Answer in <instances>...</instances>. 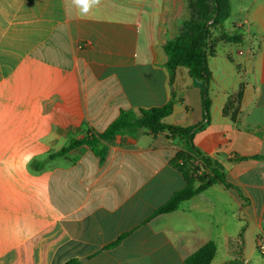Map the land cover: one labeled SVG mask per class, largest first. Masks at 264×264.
Listing matches in <instances>:
<instances>
[{"label":"crops","instance_id":"obj_1","mask_svg":"<svg viewBox=\"0 0 264 264\" xmlns=\"http://www.w3.org/2000/svg\"><path fill=\"white\" fill-rule=\"evenodd\" d=\"M185 18V0H0V264H185L211 241L212 264H264V159H253L264 156V0L242 1L226 29L243 42L209 56L211 124L195 135L232 187L214 184L153 217L186 185L171 165L186 142L168 131L124 134L104 161L87 146L49 158L71 133H101L122 111L173 96L165 124L203 120L189 70L171 82L166 66ZM241 84L234 122L223 109Z\"/></svg>","mask_w":264,"mask_h":264},{"label":"trees","instance_id":"obj_2","mask_svg":"<svg viewBox=\"0 0 264 264\" xmlns=\"http://www.w3.org/2000/svg\"><path fill=\"white\" fill-rule=\"evenodd\" d=\"M188 18L181 22L179 34L169 39L165 45L167 54V69L171 75V82L179 67H186L192 78L194 87L201 92L203 106V120L187 127L167 125L164 119L172 114L175 105L174 96L165 106L141 109L138 113L122 111L119 117L103 132H90L81 139L74 138L71 133L69 143L59 152L49 155L56 158L69 154L72 150L89 147L104 161L108 146L124 134H135L139 129H147L152 135L168 131L173 137H181L186 142V150L178 152L171 161L185 178V187L176 192L163 206L159 207L153 217L174 212L182 202L190 200L214 184L221 183L230 188L225 169L218 161L205 156L195 144V135L208 129L211 124V82L212 72L209 67V56L217 54L220 43H241L243 35L229 32L225 23L232 14L231 0H186ZM245 91L241 84L238 91L227 101L223 114L236 122L240 115V106ZM242 157L240 160H246ZM253 159H264L256 156ZM31 167L40 170L35 162ZM152 217V218H153ZM121 237L116 243L122 239ZM244 248L243 235H240L239 255ZM217 254V246L211 241L202 246L197 252L190 255L185 264H212ZM235 260L226 264H239ZM68 264H76L74 262Z\"/></svg>","mask_w":264,"mask_h":264},{"label":"rangeland","instance_id":"obj_3","mask_svg":"<svg viewBox=\"0 0 264 264\" xmlns=\"http://www.w3.org/2000/svg\"><path fill=\"white\" fill-rule=\"evenodd\" d=\"M242 1L243 0H231V5H232V14L231 16L228 18V20L225 23V26L228 30L232 31L233 30V24L238 20L239 15H240V7L242 6ZM186 3V0H185ZM186 7H187V3H186ZM188 11V10H187ZM189 16V14H188ZM243 18V17H241ZM187 19V18H185ZM184 19V20H185ZM239 31V30H238ZM221 261V256L219 255L216 260L214 261L213 264H219Z\"/></svg>","mask_w":264,"mask_h":264},{"label":"built area","instance_id":"obj_4","mask_svg":"<svg viewBox=\"0 0 264 264\" xmlns=\"http://www.w3.org/2000/svg\"><path fill=\"white\" fill-rule=\"evenodd\" d=\"M257 247L261 252H264V235H261L257 240Z\"/></svg>","mask_w":264,"mask_h":264},{"label":"snow or ice","instance_id":"obj_5","mask_svg":"<svg viewBox=\"0 0 264 264\" xmlns=\"http://www.w3.org/2000/svg\"><path fill=\"white\" fill-rule=\"evenodd\" d=\"M79 2L82 3V4H86L87 0H79Z\"/></svg>","mask_w":264,"mask_h":264}]
</instances>
